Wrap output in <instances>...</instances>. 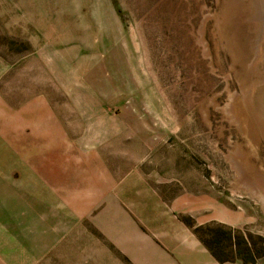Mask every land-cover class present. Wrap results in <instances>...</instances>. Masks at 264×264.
I'll return each mask as SVG.
<instances>
[{
	"label": "rangeland",
	"instance_id": "obj_1",
	"mask_svg": "<svg viewBox=\"0 0 264 264\" xmlns=\"http://www.w3.org/2000/svg\"><path fill=\"white\" fill-rule=\"evenodd\" d=\"M0 112L44 160L90 162L108 190L34 264H147L115 222L162 250L195 236L264 261V128L219 0H0Z\"/></svg>",
	"mask_w": 264,
	"mask_h": 264
},
{
	"label": "crops",
	"instance_id": "obj_2",
	"mask_svg": "<svg viewBox=\"0 0 264 264\" xmlns=\"http://www.w3.org/2000/svg\"><path fill=\"white\" fill-rule=\"evenodd\" d=\"M18 129V135L13 136L4 125L0 126L3 131L0 136V264H34L47 252H53L51 247L59 251L60 230L76 225L78 214H85L94 201L108 192L101 171L90 162L76 167L58 157L44 160L41 143L28 137L22 127ZM80 195L85 199L74 201L69 209L56 205L59 196L74 199ZM115 212L125 215L121 209ZM116 225L115 222L114 229L122 247L131 249L137 260H147V264H243L234 259L219 260L195 236L182 238L162 250L134 225L130 226L132 234ZM29 226H32L29 235L21 233Z\"/></svg>",
	"mask_w": 264,
	"mask_h": 264
},
{
	"label": "water",
	"instance_id": "obj_3",
	"mask_svg": "<svg viewBox=\"0 0 264 264\" xmlns=\"http://www.w3.org/2000/svg\"><path fill=\"white\" fill-rule=\"evenodd\" d=\"M234 67L264 128V0H219Z\"/></svg>",
	"mask_w": 264,
	"mask_h": 264
},
{
	"label": "trees",
	"instance_id": "obj_4",
	"mask_svg": "<svg viewBox=\"0 0 264 264\" xmlns=\"http://www.w3.org/2000/svg\"><path fill=\"white\" fill-rule=\"evenodd\" d=\"M213 253V252H212ZM219 260H229V259H221L215 253H213Z\"/></svg>",
	"mask_w": 264,
	"mask_h": 264
}]
</instances>
